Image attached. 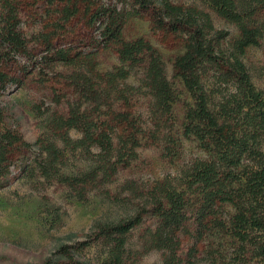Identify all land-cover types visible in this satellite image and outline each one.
Wrapping results in <instances>:
<instances>
[{
  "label": "trees",
  "instance_id": "16d2710c",
  "mask_svg": "<svg viewBox=\"0 0 264 264\" xmlns=\"http://www.w3.org/2000/svg\"><path fill=\"white\" fill-rule=\"evenodd\" d=\"M202 1L0 0V188L20 169L19 178L55 182L70 200L110 202L120 213L37 264H138L155 252L162 264H264V89L244 60L264 42V0ZM132 17L183 48L173 73L192 102L177 128L181 100L161 54L124 36ZM106 52L118 63L103 70ZM51 75L65 81L67 108L41 111L43 131L31 142L8 92ZM184 140L205 157L174 176L119 182L140 149L176 158Z\"/></svg>",
  "mask_w": 264,
  "mask_h": 264
},
{
  "label": "rangeland",
  "instance_id": "374dc122",
  "mask_svg": "<svg viewBox=\"0 0 264 264\" xmlns=\"http://www.w3.org/2000/svg\"><path fill=\"white\" fill-rule=\"evenodd\" d=\"M186 5L198 4L202 0H173ZM218 28L230 31V38L238 36L234 25L212 13ZM124 36L132 40L144 37L151 41L161 54L165 63L166 75L177 91L181 102L175 107L180 126L183 118V104L192 102L180 79L174 77L173 63L183 53V48L166 42L152 31L149 21L130 18L124 27ZM244 60L251 70L255 85L264 89V42L259 47L249 48ZM118 63L111 52L99 58L100 69L106 70ZM59 68L58 71H60ZM33 76L22 88H12L8 92L9 101L14 107L15 118L20 121L22 133L27 140L34 142L43 131L44 112L51 110L65 111L67 108L66 85L63 78ZM133 81V79L131 80ZM62 100L58 106L57 100ZM73 136L79 137L78 134ZM205 153L193 140H184L181 155L176 158H163L156 146L139 150V159L127 170L122 171L119 182L131 179L149 183L180 172L188 162L204 158ZM20 169L9 183L0 188V264H37L43 262L64 244L82 241L93 226L94 220L102 216H117L118 206L110 202L102 203L92 199L87 203L70 200L61 186L43 179L19 178ZM114 188V187H113ZM233 212L231 208H228ZM149 223V222H148ZM136 234H134L135 240ZM138 264H162L160 253H151ZM249 264H261L257 261Z\"/></svg>",
  "mask_w": 264,
  "mask_h": 264
}]
</instances>
